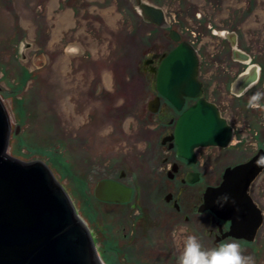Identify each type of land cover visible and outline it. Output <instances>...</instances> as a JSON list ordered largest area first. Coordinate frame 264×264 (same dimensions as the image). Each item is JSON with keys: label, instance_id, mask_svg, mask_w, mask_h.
Wrapping results in <instances>:
<instances>
[{"label": "rangeland", "instance_id": "374dc122", "mask_svg": "<svg viewBox=\"0 0 264 264\" xmlns=\"http://www.w3.org/2000/svg\"><path fill=\"white\" fill-rule=\"evenodd\" d=\"M74 1L0 0V98L11 122L7 152L24 160L40 158L50 165L89 227L101 226L102 230H94V239L105 264H178L184 250L178 244L179 234L174 251L170 247L158 249L165 256H157L156 240L149 234L146 239L141 235L125 241L124 233L130 230H121L117 224L125 219L124 207L100 203L94 196V183L86 186L80 182L88 172L89 160L90 168L95 162L94 167L113 166L112 161L125 155V135L112 121L98 120L93 105L91 108L86 102L90 82L93 93L99 92L103 83L101 74L91 80V64L99 61L96 67L114 73V90L109 92L114 105L120 106V89L127 83V75H121L117 68H136L143 49L138 43L135 48L132 39L143 33L147 36L154 25L143 20L133 0ZM95 2L99 4L92 5ZM160 4L168 8V18H175V29L188 30L189 36H193L191 30L202 29L208 39L202 48L204 65L210 68L218 65L236 70L244 64L231 58L230 42L222 36L212 37L205 24L213 21L218 28L239 30V47L262 64V75L254 88H260L259 98L264 97V0H161ZM66 12L72 21L63 23L59 13ZM199 21L205 27H198ZM153 34L168 37L161 28ZM25 70L30 75L25 76ZM259 185L264 187L263 174L256 181ZM103 222L114 230H103ZM259 236L263 246L255 251L254 262L264 264V225Z\"/></svg>", "mask_w": 264, "mask_h": 264}, {"label": "flooded vegetation", "instance_id": "af4514ba", "mask_svg": "<svg viewBox=\"0 0 264 264\" xmlns=\"http://www.w3.org/2000/svg\"><path fill=\"white\" fill-rule=\"evenodd\" d=\"M151 1V4L164 9L165 3L160 4L161 0ZM94 4L99 3L95 2L92 5ZM135 9L138 8L135 7ZM167 10L166 7L165 14ZM74 11L76 13L75 9ZM198 15L202 18V15ZM141 17L143 18L142 15ZM172 19L175 20V18L167 17L168 27L149 22L154 25L149 29L150 34L146 36L143 33L137 37V40L132 37L134 47L136 48L138 43L143 53L136 68L131 70L127 68L128 66L123 69L121 66L117 68L121 70V75H127V83L120 89V95L123 96L120 106L114 105V96L109 92L111 89L114 90V73L111 71L108 74V69L96 67L99 61L92 62L91 80H95L101 74L103 83L99 86V92L93 93L90 90L92 85L90 82L86 102L91 108L93 105L92 109L98 120L112 121L118 127V131L125 135V155L121 156V159L112 161L114 167L112 164L94 167L95 163L98 164L95 162L90 168L91 160H89L88 172L84 173L80 182L85 183L86 186L94 183V196L100 203L124 207L125 219L118 221L117 224L121 225V230H130L124 233L125 241L136 239L135 237L141 235L146 239V234H149L151 239L156 240V251L158 249L161 251L162 248L172 249L173 244H176L177 234L180 235L178 244L181 248H184L187 237L195 236L204 250L216 249L221 243L236 242L240 245L243 255L252 256L256 260L255 251L263 246L259 232L264 225V187L256 186V181L260 175L263 174L264 177V169L249 188L252 199L263 213L262 224L253 238L251 234L241 230H247L246 227L251 230L252 225L257 223L256 220L254 222V218L250 217L247 222H244L243 227L239 229L241 232L233 234L231 233L233 220L218 215L207 204L205 194L209 187L218 186L223 182L229 167L248 161L260 149H264V97L256 100L251 98L256 97L260 92V88L256 89L254 86L261 78L262 64L251 55V63L259 66V77L254 83L238 92L234 81L249 63L236 60L231 55L232 59L244 64L242 69L237 67L238 69L232 70L218 65L213 68L205 66L202 48L208 39L205 40L202 29L191 30L193 36H189L186 33L188 30L175 29ZM143 20L146 21L144 18ZM176 22L183 24L182 19L179 18H176ZM196 25L204 26L202 21ZM205 25L210 28L212 37L222 36L230 42L229 38L221 32L224 28L216 27L213 21ZM157 28L167 31L168 37L162 38L154 34L151 36ZM224 30L235 31L240 44L239 30L234 27H227ZM172 31L179 36V39L172 35ZM94 38H96L95 35ZM183 40L193 43L199 53L201 61L198 79L202 82V96L214 101L220 107L222 114L226 116L233 128L232 138L227 146L196 147L192 158L179 154L176 128L180 115L185 109L195 104L199 97L185 96L179 107L160 92L157 83L161 60ZM72 48L69 47V49ZM217 55L221 57V54L217 53ZM250 102L257 106L250 107ZM257 109H259L258 114ZM85 156L84 154L82 158L84 164ZM98 168H102L100 172ZM106 179L125 186L124 201L101 199L96 195L98 183ZM99 227L101 226L94 224L91 228L93 237H97L94 230H102ZM103 227V230H114L112 225L105 222ZM117 229L119 230V227ZM178 230L180 233L177 232ZM95 242L99 251V242L97 239ZM150 243L148 245H151ZM133 244L131 247L134 246ZM160 251L157 252V256L167 255ZM159 261H162V256Z\"/></svg>", "mask_w": 264, "mask_h": 264}, {"label": "water", "instance_id": "95a60500", "mask_svg": "<svg viewBox=\"0 0 264 264\" xmlns=\"http://www.w3.org/2000/svg\"><path fill=\"white\" fill-rule=\"evenodd\" d=\"M135 3L145 20L169 26L162 7L144 0ZM223 33L230 40L233 58L249 63L234 81L239 92L256 81L259 66L251 63V54L239 47L235 31ZM200 61L195 45L183 40L159 64L157 83L163 95L179 107L186 95L199 97L178 120L176 140L184 155H190L197 145L226 146L233 133L220 107L202 96ZM10 136V117L0 98V264H105L91 228L50 165L40 158L24 160L9 154ZM261 157L264 149L248 161L229 167L223 182L206 191L207 204L218 215L233 220L231 233L240 231L252 217L254 222L257 219L252 230L241 231L254 234L262 221L261 209L249 193L251 182L264 168L257 163ZM96 195L124 201L125 186L111 179L102 180ZM224 196L228 197L227 203H216Z\"/></svg>", "mask_w": 264, "mask_h": 264}, {"label": "clouds", "instance_id": "9594fccd", "mask_svg": "<svg viewBox=\"0 0 264 264\" xmlns=\"http://www.w3.org/2000/svg\"><path fill=\"white\" fill-rule=\"evenodd\" d=\"M260 95L258 93L253 100L258 99ZM249 106L256 107L257 105L250 102ZM257 163L264 165V157H261ZM221 201L227 203L228 197H220L216 203L221 204ZM178 264H255V262L252 256L242 254L240 245L236 242L221 243L216 249L204 250L195 236H189L185 241Z\"/></svg>", "mask_w": 264, "mask_h": 264}, {"label": "bare ground", "instance_id": "6f19581e", "mask_svg": "<svg viewBox=\"0 0 264 264\" xmlns=\"http://www.w3.org/2000/svg\"><path fill=\"white\" fill-rule=\"evenodd\" d=\"M133 2H134V4L136 5L135 0H133ZM136 7H137V5H136ZM137 8H138V7H137ZM140 14H141V13H140ZM60 15H61V17H60V21H62L63 23H64V22L66 23L67 21H72V20H71V16H70V14H69L68 12H66L65 14H59V16H60ZM141 15H142V14H141ZM143 18H144V17H143ZM166 18H167V17H166ZM144 19H145V18H144ZM146 21H148V20H146ZM148 22H153V21H148ZM154 23H156V22H154ZM157 24H159V23H157ZM159 25H160V24H159ZM161 26H162V25H161ZM163 27H168V26H163ZM172 35H173L175 38H178V39H179V36H178L174 31H172ZM176 35H177V36H176ZM234 59H235V58H234ZM236 60H238V59H236ZM239 61H241V60H239ZM241 62H243V61H241ZM243 63H246V62H243ZM258 70H259V67H258ZM258 77H259V74H258ZM258 77H257V79H258ZM257 79H256V80H257ZM253 83H254V82H253ZM250 85H251V84H250ZM247 87H248V86H247ZM247 87H245V88H247ZM164 96H165V95H164ZM186 96H189V95H186ZM167 98H168V97H167ZM168 99H169V98H168ZM169 100H170V99H169ZM172 102H173V101H172ZM173 103H174V102H173ZM181 104H182V103H181ZM176 105H177V104H176ZM177 106H178V105H177ZM177 125H178V122H177ZM176 131H177V128H176ZM231 138H232V137H231ZM176 142H177V140H176ZM177 144H178V143H177ZM228 144H229V143H228ZM228 144H227V145H228ZM208 145H213V144L197 145V146H195V147L192 149V152H191L190 155H184V154H182V153H180V152H179V154H181V155H183V156H185V157H187V158H192V156H193V155H192L193 150H194L196 147H199V146H208ZM227 145H226V146H227ZM214 146H220V145H214ZM223 147H224V146H223ZM178 151H179V150H178ZM263 169H264V168H263ZM263 169H262V170H263ZM262 170H261V171H262ZM261 171H260V173H261ZM260 173H259V174H260ZM259 174H258V175H259ZM258 175H257V176H258ZM257 176H256V177H257ZM256 177H255V179H256ZM255 179H254V180H255ZM254 180H253V181H254ZM253 181H252V182H253ZM252 182H251V183H252ZM249 190H250V189H249ZM209 206H210V205H209ZM210 207H211V206H210ZM211 208H212V207H211ZM261 213H262V212H261ZM262 214H263V213H262ZM256 221H257V219H256ZM243 224H244V223H243ZM261 224H262V221H261V223L259 224V226L257 227V229L260 227ZM241 228H242V227H241ZM246 228H247V230H250L249 227H246ZM257 229H256V232H257ZM238 230H239V229H238ZM251 230H252V229H251ZM238 232H241V231H238ZM238 232H237V233H238ZM256 232H255V233H256ZM237 233H233V234H237ZM247 233H248V234H251L252 238H253L254 235H255V233H254V234H252V233H250V232H247Z\"/></svg>", "mask_w": 264, "mask_h": 264}, {"label": "trees", "instance_id": "16d2710c", "mask_svg": "<svg viewBox=\"0 0 264 264\" xmlns=\"http://www.w3.org/2000/svg\"><path fill=\"white\" fill-rule=\"evenodd\" d=\"M30 73V72H29ZM27 70H25V76L30 75ZM29 77V76H28Z\"/></svg>", "mask_w": 264, "mask_h": 264}]
</instances>
